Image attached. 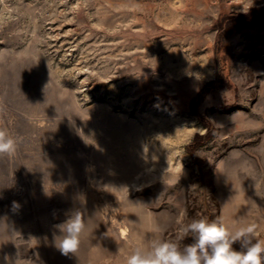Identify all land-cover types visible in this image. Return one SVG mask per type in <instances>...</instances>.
<instances>
[{
  "label": "rangeland",
  "instance_id": "rangeland-1",
  "mask_svg": "<svg viewBox=\"0 0 264 264\" xmlns=\"http://www.w3.org/2000/svg\"><path fill=\"white\" fill-rule=\"evenodd\" d=\"M0 129V264H126L193 219L264 240V0H0Z\"/></svg>",
  "mask_w": 264,
  "mask_h": 264
},
{
  "label": "clouds",
  "instance_id": "clouds-1",
  "mask_svg": "<svg viewBox=\"0 0 264 264\" xmlns=\"http://www.w3.org/2000/svg\"><path fill=\"white\" fill-rule=\"evenodd\" d=\"M16 152V141L5 130L0 129V156H11ZM13 207L19 205L13 202ZM255 224L229 231L223 218L209 221L193 219L181 224L178 241L191 235L194 242L182 249L178 243L154 239L150 247L137 246L127 256L126 264H264V240L257 238ZM85 228L79 212H74L59 225L61 235L55 238V246L65 256L76 254L81 234ZM239 243V250L233 247Z\"/></svg>",
  "mask_w": 264,
  "mask_h": 264
}]
</instances>
